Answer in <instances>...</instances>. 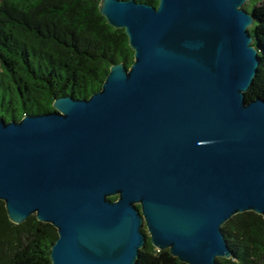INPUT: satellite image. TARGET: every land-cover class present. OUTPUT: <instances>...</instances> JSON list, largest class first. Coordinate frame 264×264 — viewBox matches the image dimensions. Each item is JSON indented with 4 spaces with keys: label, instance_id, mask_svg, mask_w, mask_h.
I'll use <instances>...</instances> for the list:
<instances>
[{
    "label": "water",
    "instance_id": "obj_1",
    "mask_svg": "<svg viewBox=\"0 0 264 264\" xmlns=\"http://www.w3.org/2000/svg\"><path fill=\"white\" fill-rule=\"evenodd\" d=\"M251 1L101 0L131 67L113 64L88 99L0 117V201L13 224L57 230L51 264H136L148 236L183 264H217L231 258L227 221L264 220Z\"/></svg>",
    "mask_w": 264,
    "mask_h": 264
},
{
    "label": "trees",
    "instance_id": "obj_2",
    "mask_svg": "<svg viewBox=\"0 0 264 264\" xmlns=\"http://www.w3.org/2000/svg\"><path fill=\"white\" fill-rule=\"evenodd\" d=\"M100 1L0 0L1 118L19 121L25 114L53 111V101L62 96L88 99L101 90L113 64L131 67L134 57L128 37L124 30L109 26L99 12ZM244 9L254 19L248 31L260 61L246 93L251 100L264 98V0H252ZM222 234L231 258L218 259L217 264H264L262 216L236 215L223 225ZM57 238V230L36 216L13 224L0 201V264H51L50 251ZM139 255L136 264H183L169 250L154 248L149 236Z\"/></svg>",
    "mask_w": 264,
    "mask_h": 264
},
{
    "label": "rangeland",
    "instance_id": "obj_3",
    "mask_svg": "<svg viewBox=\"0 0 264 264\" xmlns=\"http://www.w3.org/2000/svg\"><path fill=\"white\" fill-rule=\"evenodd\" d=\"M253 5H254V2H252V3H250V4L248 5V10H249V11H251V10H252V8H253ZM248 10H247V11H248Z\"/></svg>",
    "mask_w": 264,
    "mask_h": 264
}]
</instances>
